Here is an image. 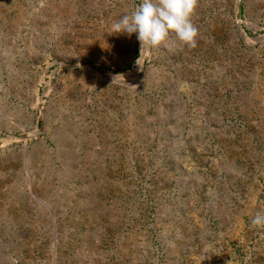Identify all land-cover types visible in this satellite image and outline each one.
Instances as JSON below:
<instances>
[{
    "label": "rangeland",
    "instance_id": "rangeland-1",
    "mask_svg": "<svg viewBox=\"0 0 264 264\" xmlns=\"http://www.w3.org/2000/svg\"><path fill=\"white\" fill-rule=\"evenodd\" d=\"M139 3L0 0V264H264V0Z\"/></svg>",
    "mask_w": 264,
    "mask_h": 264
},
{
    "label": "clouds",
    "instance_id": "clouds-1",
    "mask_svg": "<svg viewBox=\"0 0 264 264\" xmlns=\"http://www.w3.org/2000/svg\"><path fill=\"white\" fill-rule=\"evenodd\" d=\"M199 0H140L130 14L110 26V33L137 34L140 54L167 44L173 39L190 48L197 45L198 29L192 17ZM254 228H264V212H257L251 220Z\"/></svg>",
    "mask_w": 264,
    "mask_h": 264
},
{
    "label": "bare ground",
    "instance_id": "bare-ground-1",
    "mask_svg": "<svg viewBox=\"0 0 264 264\" xmlns=\"http://www.w3.org/2000/svg\"><path fill=\"white\" fill-rule=\"evenodd\" d=\"M242 32V31H241Z\"/></svg>",
    "mask_w": 264,
    "mask_h": 264
}]
</instances>
